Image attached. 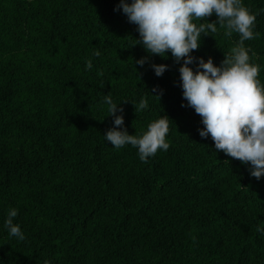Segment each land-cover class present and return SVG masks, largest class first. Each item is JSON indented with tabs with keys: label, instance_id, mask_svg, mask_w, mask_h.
<instances>
[{
	"label": "trees",
	"instance_id": "1",
	"mask_svg": "<svg viewBox=\"0 0 264 264\" xmlns=\"http://www.w3.org/2000/svg\"><path fill=\"white\" fill-rule=\"evenodd\" d=\"M118 3L0 0V264H264V176L199 135L180 63L133 45L137 26ZM255 24L245 46L264 87V11ZM224 31L202 35L192 55L219 66L239 40ZM152 63L169 67L158 77ZM109 92L129 134L167 115L169 149L142 162L137 148L107 142ZM10 208L22 241L5 227Z\"/></svg>",
	"mask_w": 264,
	"mask_h": 264
},
{
	"label": "clouds",
	"instance_id": "2",
	"mask_svg": "<svg viewBox=\"0 0 264 264\" xmlns=\"http://www.w3.org/2000/svg\"><path fill=\"white\" fill-rule=\"evenodd\" d=\"M121 10L128 22L137 26L139 38H135L133 45L141 44L150 55L165 58L170 51L174 62L180 63V87L187 101L182 107H191L200 116L203 128L198 130L199 135L205 139L210 135L216 152L223 151L226 156L250 165V175L255 179L264 176V87L257 79L260 65L252 62L256 53L245 46V41L260 36L254 31L255 21L264 9L253 12L242 0H119L114 11ZM213 14L217 19L209 21ZM218 26L227 37L239 34L238 42L219 66L211 57L205 60L192 55L199 49L202 35L216 33ZM93 55L100 56L99 50ZM148 60V56L141 57L135 64L143 67ZM193 64L195 70L190 66ZM92 67L88 60L86 68ZM151 67L160 77L169 66L152 63ZM151 93L160 99L163 89L155 86ZM104 103L114 121L104 138L114 148L131 145L138 149L142 162L158 150L169 149L170 143L165 139L170 124L167 115L149 123L142 134H129L124 127V108L113 102L110 92L104 96ZM147 107L146 98L134 105L136 113ZM17 215L18 210L10 208L5 227L9 235L22 241L24 233L13 222ZM257 231L264 234V229L258 227Z\"/></svg>",
	"mask_w": 264,
	"mask_h": 264
}]
</instances>
